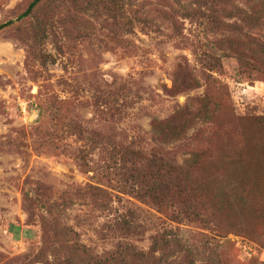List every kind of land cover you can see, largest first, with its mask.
Wrapping results in <instances>:
<instances>
[{
  "label": "rangeland",
  "instance_id": "obj_1",
  "mask_svg": "<svg viewBox=\"0 0 264 264\" xmlns=\"http://www.w3.org/2000/svg\"><path fill=\"white\" fill-rule=\"evenodd\" d=\"M32 1L0 0V264H264V0Z\"/></svg>",
  "mask_w": 264,
  "mask_h": 264
},
{
  "label": "trees",
  "instance_id": "obj_2",
  "mask_svg": "<svg viewBox=\"0 0 264 264\" xmlns=\"http://www.w3.org/2000/svg\"><path fill=\"white\" fill-rule=\"evenodd\" d=\"M76 2L77 0H73ZM219 1V0H214ZM226 0H222L221 2H224ZM50 2V0H33L27 9L22 12L18 17L17 20H25L31 16L37 11V9L45 3ZM92 5V0H88V5ZM77 5H80L78 3ZM248 15V13H245ZM251 18H253L251 15H249ZM14 20H9L5 23L0 24V31L4 28H7L8 26L14 24ZM234 25V24H233ZM236 25V24H235ZM218 26H222V24H219ZM250 49V50H249ZM247 50H249L248 55L246 56ZM238 54V58L241 62H246L251 68L257 69L258 71L262 72L264 69V46L261 43H252L249 42L247 44V47L245 51L242 49H238L236 51ZM187 112L184 114L182 112H179L173 116V118L161 121L158 129H156V133L159 134L160 137L168 139L171 131H174L175 137L174 139L179 138L182 134H186V131L188 129V123H189V117H187ZM264 119V118H263ZM225 122V124L228 125L226 128L225 133L228 135H235L236 134V126H239L237 121L232 120H222ZM215 125V122L213 123ZM254 125V124H252ZM183 130V132H181ZM181 132V133H180ZM250 132V131H249ZM252 138H258L262 135V130L258 128V126H253V129H251L250 132ZM258 135V136H257ZM97 189V188H96ZM149 192L155 196L156 199H159L156 195V189H151ZM64 234V236H69L71 234V230L64 229V230H58L57 235L60 233ZM169 241L166 238H160L155 240V248L159 250H163L168 248ZM140 256V255H139ZM67 264H127L126 260L124 259V256L122 254H102L98 255L93 252H91L88 248L84 247L82 248L80 245H75L72 247L71 252L69 254V257L67 259Z\"/></svg>",
  "mask_w": 264,
  "mask_h": 264
}]
</instances>
